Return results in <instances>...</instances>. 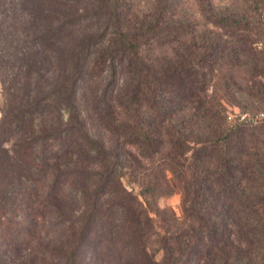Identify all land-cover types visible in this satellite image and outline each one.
Listing matches in <instances>:
<instances>
[{
	"label": "trees",
	"instance_id": "trees-1",
	"mask_svg": "<svg viewBox=\"0 0 264 264\" xmlns=\"http://www.w3.org/2000/svg\"><path fill=\"white\" fill-rule=\"evenodd\" d=\"M94 3L103 29L67 51L0 10V264H264V119L223 105L264 110V0ZM58 11L47 31L80 20ZM91 82L110 145L86 127ZM175 193L181 216L161 203Z\"/></svg>",
	"mask_w": 264,
	"mask_h": 264
},
{
	"label": "rangeland",
	"instance_id": "rangeland-1",
	"mask_svg": "<svg viewBox=\"0 0 264 264\" xmlns=\"http://www.w3.org/2000/svg\"><path fill=\"white\" fill-rule=\"evenodd\" d=\"M94 2L96 0H79L73 3V5L66 6L64 4L61 5L60 2L55 0H1L0 10L5 8L11 9V16L8 15L5 17L2 15L1 18L5 19L4 26H8V31H15L14 33H18L22 38L27 37L31 43H43V47L45 46V48L49 49L51 39H55L57 51H67V49H72L74 46L82 45L90 36L97 35L103 29L105 18L100 15H94V11L98 7L97 3ZM55 5H58L59 10H61V12L58 11L61 15L78 14L80 20L77 24L66 26L63 30L56 32L47 31V28L53 25V18L47 15V11L49 8L55 9ZM43 47L38 51L31 52V54L34 59L42 58L41 63L37 65L40 67L42 74L47 75L51 69H60V73H56L54 79L47 81L55 84L58 80L64 78L63 70L60 68L58 62H49V58L51 57L48 54L49 51L43 52ZM33 66L35 67V63H33ZM89 85L90 88L85 87V90L81 94V101L84 105H87L88 111L84 114L86 127L97 139L110 145L113 137L108 131L99 126L98 121L91 114L92 102L95 97L94 93H97L96 89H98V85L94 82H91ZM239 103H234L230 100L223 102L230 123H234L239 118L242 120V115H245L250 120L264 119V110H255L250 105L246 108L245 103H248L247 100L243 101L240 99ZM5 104L6 92L4 91L2 76L0 74V120L4 112ZM169 178L172 179L171 174H169ZM161 203L162 205H168L177 216H181V195L179 193L173 194ZM50 236L52 237L50 239L53 247H57L63 251L68 249L69 240L62 229L51 231ZM158 257L161 258V254Z\"/></svg>",
	"mask_w": 264,
	"mask_h": 264
},
{
	"label": "built area",
	"instance_id": "built-area-1",
	"mask_svg": "<svg viewBox=\"0 0 264 264\" xmlns=\"http://www.w3.org/2000/svg\"><path fill=\"white\" fill-rule=\"evenodd\" d=\"M245 118H246V116H245V115H242V116H241V119H242V120H243V119H245Z\"/></svg>",
	"mask_w": 264,
	"mask_h": 264
}]
</instances>
